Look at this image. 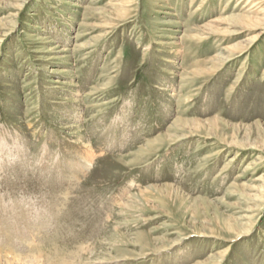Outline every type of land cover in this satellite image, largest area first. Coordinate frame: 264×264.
Wrapping results in <instances>:
<instances>
[{"label":"rangeland","instance_id":"1","mask_svg":"<svg viewBox=\"0 0 264 264\" xmlns=\"http://www.w3.org/2000/svg\"><path fill=\"white\" fill-rule=\"evenodd\" d=\"M264 264V0H0V264Z\"/></svg>","mask_w":264,"mask_h":264},{"label":"bare ground","instance_id":"2","mask_svg":"<svg viewBox=\"0 0 264 264\" xmlns=\"http://www.w3.org/2000/svg\"><path fill=\"white\" fill-rule=\"evenodd\" d=\"M34 263H35V262H34ZM35 264H39V263L36 262Z\"/></svg>","mask_w":264,"mask_h":264}]
</instances>
